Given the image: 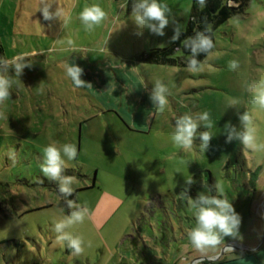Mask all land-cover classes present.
Returning a JSON list of instances; mask_svg holds the SVG:
<instances>
[{
  "label": "rangeland",
  "instance_id": "obj_1",
  "mask_svg": "<svg viewBox=\"0 0 264 264\" xmlns=\"http://www.w3.org/2000/svg\"><path fill=\"white\" fill-rule=\"evenodd\" d=\"M160 2L171 9L163 36L138 28L132 0H52L50 11L61 7L71 12L65 29L59 20L43 19L36 11L39 0H0V58L28 54L25 60L32 64L13 77L21 82L0 105L7 117L0 118V264L188 262L200 254L186 238L194 218L181 193L187 187L195 198L206 191L204 184L215 181L241 216L242 240L226 237L225 243L262 240L264 221L257 216L247 180L249 171L260 166L255 196L264 191V163H258L264 152H249L235 140L226 143L224 125L239 127L237 113L249 111L264 142V110L250 103L245 88L264 77V0H248L241 12L216 27L215 58L199 74L185 71L186 66L138 59L169 45L174 23L183 30L186 26L192 0ZM86 4H99L109 17L93 32L77 19ZM67 39L75 49L59 43ZM233 59L240 63L237 70L228 68ZM65 62L82 67L81 78L92 87H74L65 76ZM155 79L171 93L163 113L149 98ZM233 98L241 101L238 108L226 107ZM205 110L214 121L207 129L213 133L209 148L201 151L198 138L190 150L177 148L170 139L173 118ZM51 143H73L78 149L65 169L75 177L74 201L90 212L71 230L91 241L78 257L56 242L52 230V221L69 209L56 184L40 172L42 149ZM189 176L194 180L190 186L185 182Z\"/></svg>",
  "mask_w": 264,
  "mask_h": 264
},
{
  "label": "clouds",
  "instance_id": "obj_2",
  "mask_svg": "<svg viewBox=\"0 0 264 264\" xmlns=\"http://www.w3.org/2000/svg\"><path fill=\"white\" fill-rule=\"evenodd\" d=\"M199 8L203 9L206 0H196ZM52 0H39L36 11H40L44 20H59L61 28L68 27L72 20L70 11H65L61 7H56L55 11H50ZM231 5V4H230ZM190 8L187 10L190 12ZM132 19L139 29H148L151 33L163 36L164 29L170 23L171 9L169 5L161 3L160 0H132ZM107 13L99 4H86L78 13L77 19L86 32H93L101 26L107 19ZM183 26L174 23L172 42L180 38ZM212 25L206 23L204 31H196L194 35L188 36L181 41L183 49H187L185 71L192 74H199L205 71V63L213 60L211 50L215 47L209 33ZM142 35V31L137 33ZM60 44L70 49H75L72 39L61 40ZM163 47V45H161ZM79 52L87 53L83 49ZM204 53L205 61L197 59V56ZM35 55V54H33ZM25 57L28 54H20L11 60L0 58V105H3L10 98L11 89L14 84L21 82L13 77H20L25 67L31 68L32 64ZM240 63L237 59L229 61L228 68L237 70ZM14 70V75L8 74V69ZM65 76L71 80L76 88L92 87L91 83L82 79L84 70L75 63L65 62L63 65ZM153 87L149 93V98L159 113H163L168 105L167 97L171 95L169 88L160 80L152 81ZM250 93V103L259 109L264 110V77L245 85ZM43 92V89H40ZM241 101L233 98L226 107H236ZM239 127L226 122L224 125L225 142L238 141L245 149L252 153L264 152V142H260L257 136V122L255 116L249 112L237 113ZM0 118H7L3 111H0ZM174 127L170 134L171 142L181 150H190L194 146V141L199 139V148L205 152L213 137V133L207 129L214 127V121L209 111L189 112L173 118ZM203 126L204 131H198ZM8 157L14 161V152H9ZM78 155L77 146L73 143H64L57 146L55 143L46 145L42 149L39 162L40 172L47 180L54 182L58 193L66 198L65 204L69 209L67 215L52 221V230L56 233V242L62 243L71 251L73 256H80L84 253L85 247H91V241H86L84 236L71 231L75 226L82 225L90 212L86 204L82 205L72 199H67L74 191L75 177L66 175L65 169L69 168L68 161L74 160ZM258 163H264L260 161ZM186 185H191L194 180L191 176L185 179ZM41 183L43 181L41 180ZM206 191L198 192L195 198L188 195V188L185 187L181 197L187 200L189 209L194 218V226L186 231V238L197 253L200 254V261L208 259L210 264H215L219 255L225 251H234L231 244L225 243V238L232 240H242L240 234L241 216L237 213L224 192L221 183L215 181L212 186L204 184ZM214 190V194H213Z\"/></svg>",
  "mask_w": 264,
  "mask_h": 264
},
{
  "label": "trees",
  "instance_id": "obj_3",
  "mask_svg": "<svg viewBox=\"0 0 264 264\" xmlns=\"http://www.w3.org/2000/svg\"><path fill=\"white\" fill-rule=\"evenodd\" d=\"M248 0H206L205 7L199 8L196 0H192L189 18L180 38L171 42L165 47L152 48L138 56L142 62L186 66V56L189 54L187 49H183L181 41L196 31H204L206 23L212 25V31L209 33L214 43V30L216 27L226 21L230 16L241 12L243 6ZM231 4V5H230ZM204 53L197 56V59L203 60ZM259 174V168H255L248 173V186L254 191ZM46 183V182H45ZM74 200V192L68 196Z\"/></svg>",
  "mask_w": 264,
  "mask_h": 264
},
{
  "label": "crops",
  "instance_id": "obj_4",
  "mask_svg": "<svg viewBox=\"0 0 264 264\" xmlns=\"http://www.w3.org/2000/svg\"><path fill=\"white\" fill-rule=\"evenodd\" d=\"M259 168L260 166L256 167ZM259 175V174H258ZM258 181V177H257ZM257 181H256V187L255 190L252 191L248 187L249 194L254 196L255 201V207H257V216L264 220V212H263V202H264V191L261 193H258L257 196ZM246 230V229H245ZM248 230V228H247ZM232 244L245 248L250 249L248 252H243L241 250H238L237 248H234V251H225L221 255V257L215 261V264H264V241L262 242L260 240V236L256 237V239L251 243H244L243 241H231ZM187 260H181L177 261L174 264H186ZM196 262L195 264H197ZM204 264H210V261H202Z\"/></svg>",
  "mask_w": 264,
  "mask_h": 264
},
{
  "label": "water",
  "instance_id": "obj_5",
  "mask_svg": "<svg viewBox=\"0 0 264 264\" xmlns=\"http://www.w3.org/2000/svg\"><path fill=\"white\" fill-rule=\"evenodd\" d=\"M262 209H263V212H264V202H263V207H262ZM264 221V220H263ZM262 242L264 241V228H263V235H262V240H261ZM229 244H231L233 247H235V248H237L238 250H241V251H243V252H248V251H250V249H245V248H242V247H239V246H236V245H234V244H232V243H229ZM223 253H221L220 255H219V258L221 257V255H222ZM218 258V259H219ZM217 259V260H218ZM204 260H208V259H204ZM198 261H200V257H196V258H193L192 260H190V261H188L186 264H195L196 262H198ZM209 261V260H208Z\"/></svg>",
  "mask_w": 264,
  "mask_h": 264
}]
</instances>
